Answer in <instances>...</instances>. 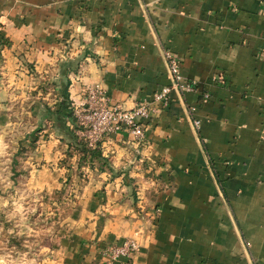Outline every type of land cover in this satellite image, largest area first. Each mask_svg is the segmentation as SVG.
Listing matches in <instances>:
<instances>
[{
  "label": "crops",
  "instance_id": "crops-1",
  "mask_svg": "<svg viewBox=\"0 0 264 264\" xmlns=\"http://www.w3.org/2000/svg\"><path fill=\"white\" fill-rule=\"evenodd\" d=\"M0 37V124L31 102L36 128L22 139L52 120L47 162L73 141L70 121L53 114L64 88L78 103L98 84L130 109L171 84L164 50L189 86L170 93L142 145L108 135L109 167L77 155L70 168L29 165L44 200L74 191L47 264H102L101 251L125 239L138 247L132 264H264L262 0H0ZM45 83L47 107L36 94Z\"/></svg>",
  "mask_w": 264,
  "mask_h": 264
},
{
  "label": "rangeland",
  "instance_id": "rangeland-1",
  "mask_svg": "<svg viewBox=\"0 0 264 264\" xmlns=\"http://www.w3.org/2000/svg\"><path fill=\"white\" fill-rule=\"evenodd\" d=\"M63 64L59 63L58 66L63 67ZM70 65L71 63L65 64L69 68ZM55 85L51 84V87ZM48 89L50 85L45 83L36 93L39 94L40 105L44 107L45 103H50L49 98L47 99V93L50 92ZM49 97L53 100L51 96ZM31 107H34L31 106V102L23 106L25 108L23 116L18 114V110H14L13 115L5 123L0 124V264H47L48 261H55L49 248L57 239L62 213L70 203L69 195L74 193L71 187L70 190H57L54 200L51 195L44 200L46 191L37 188L35 183L31 185L32 178H36L31 175L28 168L32 163L37 165V168L43 165L55 168L56 164L59 169L70 168L77 163L75 158L65 160L68 150L58 149L61 155L65 156L55 163L47 162L45 154L41 153L43 144L52 147L56 139L54 134L51 138L52 120L45 122L43 127L32 135L29 141L27 140L28 142L23 141L24 134L29 135L36 128L32 121L34 116L33 114L31 116ZM199 127L195 130L198 131ZM45 136L47 140L44 139ZM34 138L35 141H32ZM19 149L20 153H17ZM64 174L58 172V177L55 174V178L57 177L61 184L69 186L73 177ZM137 212L139 215H145V209L141 206H138ZM130 241L133 240L125 239L120 244L107 245L100 254L102 264H132V256L138 249L134 241L136 250L129 257H115V252Z\"/></svg>",
  "mask_w": 264,
  "mask_h": 264
},
{
  "label": "built area",
  "instance_id": "built-area-1",
  "mask_svg": "<svg viewBox=\"0 0 264 264\" xmlns=\"http://www.w3.org/2000/svg\"><path fill=\"white\" fill-rule=\"evenodd\" d=\"M264 2V0H262ZM171 84L156 91L151 100L142 101L128 109L119 104H112L107 92L98 84L83 90V99L73 103L72 112L80 129L77 135L83 137L89 146L111 133L126 131L135 144L144 143L147 122L158 116L169 105L170 93H183L189 86L183 83L179 59L169 50L163 51ZM207 95L204 98L207 99ZM199 121L194 120V128L199 127ZM136 250L133 241L124 243L115 252V257H129Z\"/></svg>",
  "mask_w": 264,
  "mask_h": 264
},
{
  "label": "trees",
  "instance_id": "trees-1",
  "mask_svg": "<svg viewBox=\"0 0 264 264\" xmlns=\"http://www.w3.org/2000/svg\"><path fill=\"white\" fill-rule=\"evenodd\" d=\"M0 41H2L1 37H0ZM70 68L73 69L74 72L76 71L74 65L72 66L71 64ZM72 107H73V103L69 99L66 88H64L62 90V99L59 105V109L53 114L55 116L56 121L64 122L65 120L68 119L72 125L71 131L74 134L73 141L68 148L67 158L65 160L70 161L74 157V155H78L80 157L81 163L86 162L90 166H93L94 164L97 165L99 164L100 168L106 166L109 167V157L104 156L103 153L105 150L106 138L102 137L96 142L94 146L91 147L88 145L87 141L83 137L75 135L74 131L79 130L80 126L75 116L73 115ZM66 166L68 167V165ZM133 189L132 191L134 192L136 190V187H133Z\"/></svg>",
  "mask_w": 264,
  "mask_h": 264
}]
</instances>
